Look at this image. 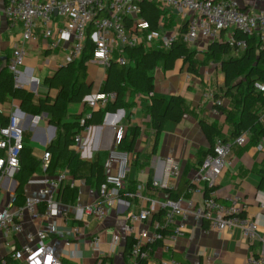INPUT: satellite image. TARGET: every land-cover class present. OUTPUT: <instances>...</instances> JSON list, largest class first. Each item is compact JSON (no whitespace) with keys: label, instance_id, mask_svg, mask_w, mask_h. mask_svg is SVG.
<instances>
[{"label":"crops","instance_id":"crops-1","mask_svg":"<svg viewBox=\"0 0 264 264\" xmlns=\"http://www.w3.org/2000/svg\"><path fill=\"white\" fill-rule=\"evenodd\" d=\"M8 1L0 0L2 13ZM237 2L241 10L247 13L252 14L264 9V0H237ZM156 5L161 11L157 38L162 39L163 35L172 33H177V36L182 35V28L188 26L194 13L188 12L183 15L171 8L160 7L158 3ZM63 24L64 19L57 17L55 25ZM133 25L134 21L131 22V27ZM238 31L232 28L222 31L214 40L199 36L194 42H187L191 49L197 51L195 59L199 63V74L189 72L188 64L182 59L177 60L172 69L166 70L159 65L153 71L154 91L152 93L128 88L127 106L120 109L121 111L106 113L100 125H95L90 134L85 133V150L79 149L78 144L74 142L81 160L85 161L78 167L76 174L69 171L66 160H60L56 164V174L61 171L67 173L62 186L70 185L77 189L73 201L60 203L56 227L52 225V219L44 222L48 235L46 242L51 246L54 254L61 258L63 264H133L131 251L127 249L129 240L134 241V236L126 231L129 213H139L144 208H150L155 201L153 216L145 221L146 225L155 229V223L163 221L164 212L159 204L160 201L168 198L179 199L185 206L187 200L193 199L201 204L211 191H214L216 199L224 205H230V198L238 194L246 206L244 215L258 220L260 233L264 236V209L261 207L264 201V189L260 187L262 179L260 170L264 167V134L254 137L252 132H244L247 141L243 145H234L232 162L224 169L217 184L213 188L206 187L201 191L190 190L193 179L212 146L211 140L203 129L202 121L220 130V135L214 138V145L218 137L226 140H233L236 137L232 133L233 125L226 114L227 111L233 110L234 102L232 98L222 95L226 83L222 59L240 56L246 48L238 49L232 46L228 54H222L214 60L209 58L207 49L213 41L228 42L230 38H236ZM43 32L42 24L39 23V39L26 44L28 54L22 66L24 71L28 69L29 75L32 74L40 79L38 93H34L30 87L24 85L33 93L32 97L36 102L48 95L53 98L57 96L58 91L48 88L45 80L52 77L60 66L66 64L70 55V45L65 42L56 49L48 48L49 39L43 35ZM251 37L261 41L258 33ZM21 42V25L8 20L3 15L0 21V58L4 63L8 64L14 48ZM154 43V41H143L148 48ZM107 67L100 60L92 59L89 62L88 82L89 85H93L90 96L102 92L101 88L107 77ZM217 93L220 94L219 97L216 96ZM172 95L183 96L185 113L181 121L168 120L165 123L155 149L156 130L151 122V96L168 99ZM215 98L222 100L221 106L225 107L226 112L221 109L219 113L212 111ZM15 108L20 109L11 100L0 106V110L8 114ZM100 108L91 107L86 99L80 104L70 102L67 105V116L61 123L78 126L79 124L76 125V123L80 120H76L77 115L82 118ZM258 109L259 124L264 126V106H259ZM24 113L26 115L25 146L30 147L33 156L42 162L44 151L57 137V126L51 123L47 114ZM36 115L41 117L34 121L33 118ZM119 124L127 126L124 138L127 141L134 139L133 149L129 151L131 165L126 186L130 191H138L141 196L129 197L127 194H122L117 205L108 210L107 216L103 220H98L82 213L80 209L98 199L99 185L105 175L118 170V162L111 156L110 151L123 150L114 142L116 126ZM135 129H137L136 136H134ZM170 161L179 165L180 174L175 177L169 176L168 188L155 187L154 181L166 179L167 170L171 166ZM51 176L53 175L44 170L41 165L25 186L23 196L17 199L16 203L23 204L26 196L36 195L45 186L47 178ZM13 186L9 190L8 187L0 189V207L8 205L10 192L17 191L19 186L17 178ZM40 227L39 222L26 218L22 232L0 237V257L19 249L27 242V234L35 233ZM171 234L172 231L167 230L164 239L153 245L150 256L146 260L147 264H159L163 260H175L176 264H243L249 255L259 254L263 247L259 240L249 242L237 227L220 231L211 228L207 221L197 222L192 217L186 220L184 235L174 238ZM95 237L100 238L98 251L92 248ZM115 239H118L117 243ZM67 242L70 244L67 245ZM11 264H24V262L16 260Z\"/></svg>","mask_w":264,"mask_h":264},{"label":"built area","instance_id":"built-area-1","mask_svg":"<svg viewBox=\"0 0 264 264\" xmlns=\"http://www.w3.org/2000/svg\"><path fill=\"white\" fill-rule=\"evenodd\" d=\"M146 0H9L3 13L0 10V21L3 15L22 27V42L18 44L8 62V68L16 75L18 85H27L34 93H38L40 79L29 75L28 69L21 72L27 58L26 44L39 39L38 25L42 24L43 35L49 39L48 48L56 49L62 42L70 45L69 60L79 59L82 55L85 41L88 37V28H92L90 34L95 44L94 60H100L107 66L112 60H117L125 65L128 59L125 50L135 47L143 41H152L159 37L158 32L148 31V21L141 17V3ZM158 3L160 7L171 8L180 14L194 13L189 20L187 31L183 34L186 42H194L199 36L208 39H216L220 33L228 29H237L246 36L256 33L260 35L262 48L264 49V9L247 13L242 11L237 0H148ZM57 17L64 19L62 26H56ZM131 18L134 25L129 28L125 18ZM135 17V18H134ZM146 32V33H145ZM177 38V33L164 35L163 46L168 48ZM231 46L238 49L247 47L246 38L232 37L228 41ZM255 87L264 91V84L257 82ZM90 96V95H89ZM116 97L115 93H94L88 100L91 107L105 108ZM214 113L220 112L222 100L215 98L213 101ZM18 108L9 114L7 125L0 123V189L13 186L16 176L21 171V153L25 148V117L18 113ZM91 115H85L80 119L83 128L75 136L74 141L79 149L85 150V133L90 134L94 125L87 124ZM36 115L33 120L40 119ZM127 126H116L114 142L119 146L125 136ZM247 141L246 133L238 135L233 140L218 137L213 150L205 155L203 163L193 179L191 191L213 188L224 169L231 164L233 147L235 144L243 145ZM111 156L118 162V170L115 173H107L99 185L98 199L85 205L80 211L98 220H103L108 210L117 205L122 194L129 197L141 196L138 191L127 189V178L131 165V153L127 150H111ZM52 160V154L47 149L42 156V167L47 170ZM170 169L167 170L164 181H154L153 185L159 188L169 187V176H178L180 167L170 161ZM67 173L61 171L46 180L36 195L26 196L23 204H17L16 192H10L8 205L0 207V237H8L12 233L24 230V221L30 218L33 222H39L41 227L35 233L27 234V242L19 249L13 250L6 256L0 257V264H11L12 261H21L24 264H63L57 257L51 246L46 242L47 232L44 222L52 219V225L56 227V217L60 212L61 201L58 198L63 181ZM230 205L220 203L214 191L208 193L201 204L189 199L183 206L181 200L168 198L160 201L163 210V221L155 223V229L145 224L155 211V201L150 208H144L139 213L127 215L126 231L134 236L131 249L133 264H141L147 260L153 245L164 239L167 230H171V237L184 235L186 220L192 217L195 221H207L211 228L223 231L237 227L243 236L249 241L262 242V250L259 254L249 255L243 264L264 263V236L260 233V223L256 218L244 215L246 206L242 203L238 194L233 195ZM261 207L264 209V201ZM118 239H115L117 243ZM70 244L67 242V245ZM92 248L98 251L100 238L95 237ZM159 264H176L175 260L161 261Z\"/></svg>","mask_w":264,"mask_h":264},{"label":"trees","instance_id":"trees-1","mask_svg":"<svg viewBox=\"0 0 264 264\" xmlns=\"http://www.w3.org/2000/svg\"><path fill=\"white\" fill-rule=\"evenodd\" d=\"M143 19L148 21L150 29L148 31L159 32L161 11L154 1H143L141 3ZM132 19L125 18V23L131 28ZM187 27L182 28V35L177 36L170 47L163 46L161 38L154 39L155 42L150 48L145 44L135 47H128L125 56L127 64L123 65L117 60H112L107 67V77L101 88L104 93H115L116 97L110 101L105 108L92 111L87 120L89 125H100L106 113H115L127 106L126 94L128 88L135 91L152 93L154 91L153 71L162 65L164 69L174 68L177 60L182 59L188 64L191 73L199 74L198 61L195 59L197 51L191 49L184 40L183 34ZM92 28H88V37L82 55L79 59L71 60L62 66L52 77L45 80V84L50 89H56V97L50 95L41 98L37 102L33 93L25 87H17L16 75L11 72L8 65L0 58V106L8 100L15 102L24 112L31 114H47L51 123L57 126V137L47 147L52 154L51 163L46 170L51 175L56 174V164L60 160H66L69 171L76 174L80 165L85 163L81 160L79 153L74 147V138L83 128L80 122L76 125L61 123L67 116V105L70 102H85V97L92 94L93 85L88 82V64L93 59L95 44L90 37ZM236 38H246L247 47L240 56H230L222 59V69L225 73L226 83L222 95L232 98L234 102L233 110L227 111V119L233 125V135L236 137L246 131L252 132L254 137L264 134V126L259 124V106H264V91L255 87L257 82L264 84V49L262 42L255 37L246 36L238 31ZM229 42L213 41L209 44L207 54L210 59H217L222 54H228L231 50ZM220 96L219 93L216 94ZM184 98L181 95H172L168 99L160 96H151V122L156 130L155 149L157 147L160 134L168 120L181 121L184 113ZM220 109L226 112L225 107ZM81 117L76 116V120ZM9 114L0 110V123L7 125ZM75 126V127H74ZM202 126L212 142L210 151L214 147V138L220 135V130L206 121H202ZM136 136L137 129L134 130ZM134 139L127 141L125 138L119 144V148L130 151L133 149ZM42 162L33 156L32 149L25 146L21 153V171L16 176L19 186L16 197L23 196L25 186L39 169ZM96 169V164L93 165ZM99 170V168H98ZM261 184L264 189V167L260 170ZM103 181V180H102ZM101 181V182H102ZM209 189H207L208 191ZM77 194L76 187L63 185L59 191V200L70 203ZM132 240H129L128 250L131 251ZM147 264L146 260L140 261Z\"/></svg>","mask_w":264,"mask_h":264},{"label":"water","instance_id":"water-1","mask_svg":"<svg viewBox=\"0 0 264 264\" xmlns=\"http://www.w3.org/2000/svg\"><path fill=\"white\" fill-rule=\"evenodd\" d=\"M70 61H71V60H69L68 62H70ZM68 62H67V63H68ZM67 63H66V64H67ZM66 64H64V65H66ZM64 65H62V66H64ZM62 66H60V67L57 69V71H58ZM17 86H18V87H24V85H17ZM90 98H91V96H87L85 99H86V100H89ZM120 111H121V110H120ZM17 112H18V113H21V114H23V115L25 114V113H24L22 110H20V109H18ZM16 188H17V186H16Z\"/></svg>","mask_w":264,"mask_h":264},{"label":"rangeland","instance_id":"rangeland-1","mask_svg":"<svg viewBox=\"0 0 264 264\" xmlns=\"http://www.w3.org/2000/svg\"><path fill=\"white\" fill-rule=\"evenodd\" d=\"M163 36H164V35H163ZM153 40H154V39H153ZM153 40H152V41H153ZM20 71L23 72V71H24V68H21ZM76 102H77V101H76ZM77 103L80 104V102H77Z\"/></svg>","mask_w":264,"mask_h":264}]
</instances>
